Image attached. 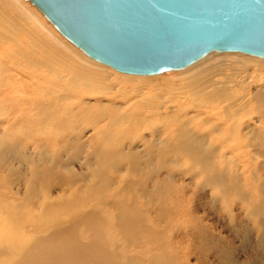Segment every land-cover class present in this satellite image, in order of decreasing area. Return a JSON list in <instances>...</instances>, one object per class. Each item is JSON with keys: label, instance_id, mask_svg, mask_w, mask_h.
Wrapping results in <instances>:
<instances>
[{"label": "rangeland", "instance_id": "obj_1", "mask_svg": "<svg viewBox=\"0 0 264 264\" xmlns=\"http://www.w3.org/2000/svg\"><path fill=\"white\" fill-rule=\"evenodd\" d=\"M2 2L13 16L9 2ZM4 41L0 66L6 71L0 68V83L2 74L11 81L24 75L8 57L14 43ZM250 67L232 62L210 76L218 87L226 83L236 97L235 104L227 105L241 106L237 95L244 88L236 78H250ZM35 75L25 73L23 82ZM42 80L39 84L45 85ZM158 84L124 81L125 93L106 96L116 100L145 94L155 105L164 99ZM25 85L36 100L39 87ZM77 90L56 95L51 109L43 99L40 107L9 111L5 104L13 92L0 96V215L13 222L16 239L0 243V264H264V119L254 120L257 127L249 133L263 138L261 146L249 147L217 137L215 124L195 119L128 125L131 109L89 95L77 105ZM89 103L95 111L105 105L119 119L110 127L109 144L86 129L102 123L94 126L77 116ZM41 111L43 126L35 117ZM68 117H76V124L68 127ZM195 141L208 153L184 150ZM105 148L112 151L109 158Z\"/></svg>", "mask_w": 264, "mask_h": 264}, {"label": "bare ground", "instance_id": "obj_2", "mask_svg": "<svg viewBox=\"0 0 264 264\" xmlns=\"http://www.w3.org/2000/svg\"><path fill=\"white\" fill-rule=\"evenodd\" d=\"M3 2H9L10 7L14 9V15L10 16L0 3V42L6 43L4 40H9L14 43V48L11 49V55L9 54L8 57L9 60L13 58L24 73V75L18 76L19 78L15 77L14 81L2 74L5 81L0 83V96L4 95L2 92H13L5 104L9 111H12V108L19 109L25 105L40 107L38 102L43 99H45V108L51 109L56 101V95L78 87L79 90L76 91L75 97L77 99L74 100L75 104L78 105L79 100L87 99L86 95H89L99 103L129 108L131 113L126 120L128 125L137 126L148 121L154 125L166 121L181 123V120L195 119L201 124L208 122L215 124L214 127L220 129L217 137L221 139L232 143L241 144L244 142L249 147L261 146V140L264 137L260 140L259 137L249 133L257 127L254 120L260 122L259 119H264V57L241 51L211 50L183 67L173 69L176 72L167 77L161 76L160 73L169 70L156 74L126 73L87 55L82 48L62 35L46 17L43 18L25 0H3ZM30 3L34 5L31 1ZM38 11L40 10L38 9ZM23 46H26L27 49L24 47L26 50H23ZM38 51L43 54L41 59L36 57ZM15 56H19L21 60ZM232 62H239L242 66H251L250 78L243 80L236 78V83L244 88L243 93L236 94L237 97L241 98L240 107L227 105L235 104L236 97L228 92L226 83L218 87L216 86L217 82L210 77L223 71ZM7 66L8 63H6ZM12 66L11 64L8 67L11 68ZM0 68L3 69V72L6 71L3 65ZM25 73L27 75L36 73V77L27 78L23 82L27 77ZM117 78L122 83L124 81L129 83L148 81L154 82V84L160 82L155 87L158 89L157 91L161 92V97L164 99L155 105L151 100H147L145 94L138 97L122 95L116 100H109L106 96L107 93H117V91L125 93L127 90L121 85L122 83L118 84L119 82L114 81ZM226 78L228 79L230 76L226 75ZM42 79L45 80V85L39 84L43 83ZM25 84H32L34 89L39 87L36 100L30 99L32 95L28 93ZM211 86L212 89L208 91L207 89ZM25 110L27 111V109ZM239 112L242 113L241 116L234 119V115ZM77 116L88 119V122L94 126L102 123L103 127H88L86 129L91 134L94 132L99 136L103 135L109 144L110 127L118 123L119 119L110 115L105 105H101L95 111L92 103H89L85 111L78 112ZM35 117L42 126L45 125V111H41ZM76 121V117L73 119L68 117L65 123L71 127L76 124ZM261 125L264 129V120ZM59 130L62 131L63 129L60 128ZM78 130L83 131V129ZM61 138V136L57 137V139ZM184 150L192 155L208 153V149L201 147L197 141L195 143L187 142L184 145ZM111 152L109 148L103 150V154L108 158L111 156ZM1 215L0 243H7L8 241L14 243L16 241L14 239V224L10 219ZM22 239L25 240V238ZM26 241H23L22 244H25Z\"/></svg>", "mask_w": 264, "mask_h": 264}, {"label": "water", "instance_id": "obj_3", "mask_svg": "<svg viewBox=\"0 0 264 264\" xmlns=\"http://www.w3.org/2000/svg\"><path fill=\"white\" fill-rule=\"evenodd\" d=\"M85 53L133 74L181 68L205 53L264 57V0H30Z\"/></svg>", "mask_w": 264, "mask_h": 264}]
</instances>
